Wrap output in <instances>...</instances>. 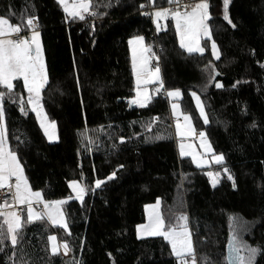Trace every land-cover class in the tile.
Segmentation results:
<instances>
[{
	"label": "trees",
	"instance_id": "trees-1",
	"mask_svg": "<svg viewBox=\"0 0 264 264\" xmlns=\"http://www.w3.org/2000/svg\"><path fill=\"white\" fill-rule=\"evenodd\" d=\"M93 4L102 15L73 21L57 0H0V17L14 25L28 15L38 17L48 74L42 104L57 124L58 139L49 142L27 105L25 115L17 104L4 102L9 143L18 148L32 189L57 200L71 195L68 182L81 180V174L92 188L96 179L116 172L101 189L89 191L83 204L71 199L64 206L71 235L46 220L26 224L24 264H177L162 237H137L144 205L157 198L166 223L188 215L197 264H228V220L234 213L257 221L250 241L260 249L254 264H264V0H230L235 28L223 19V0H209L219 60L212 58L209 42L203 55L181 49L171 19L152 41L165 89H180L182 106L194 118L190 93L200 95L209 118L207 136L223 153L236 188L223 173L213 188L207 167L198 169L189 157H180L164 95L145 108L128 104L133 95L128 40L142 35L149 44L155 27L143 14L147 7H140L149 0ZM166 4L155 0V8ZM209 62L219 73L212 83L205 74ZM14 84L26 99L22 81ZM153 117L159 120L149 131ZM210 169L222 172L221 166ZM22 216L26 219V208ZM49 235L67 240L71 251L52 256ZM10 257L9 243L0 251V264H13Z\"/></svg>",
	"mask_w": 264,
	"mask_h": 264
},
{
	"label": "snow or ice",
	"instance_id": "snow-or-ice-1",
	"mask_svg": "<svg viewBox=\"0 0 264 264\" xmlns=\"http://www.w3.org/2000/svg\"><path fill=\"white\" fill-rule=\"evenodd\" d=\"M57 3L66 14V19L73 21H86V17L102 15V13L95 10L97 6L93 4V0H57ZM167 3L170 7L155 8V0H149V6H152L154 10L151 13H143L151 16L152 22L156 26V32L166 31L167 24L163 22L171 19L174 22L181 49L190 55L194 53L203 55L208 42H210L211 54L216 60H219L221 53L216 41L213 39L209 23L212 19L209 12V0H196L192 4H181V0H167ZM229 4L230 0H223V19L235 28L236 25L229 16ZM107 6L110 7V4ZM140 7L143 9L145 5L141 4ZM38 29V17L35 15H28L26 20L22 18L21 23L15 25L9 19L0 17V89H3L0 90V189L7 188L13 195L11 203L5 201L0 204V251H4L10 243L12 249L10 259L13 260V264H24V252L20 245L25 238L23 230L26 224L46 220L71 235L64 206L71 199L80 201L83 204L89 191L94 192L96 189H101L107 181H111L116 177V172H112L105 179H96L94 187L89 188L87 184L83 183L84 177L81 174V180H71L68 183V187L72 190L74 196H69L66 199L45 200L42 191L32 189L21 163L18 148H12L9 143L4 102L7 99L9 102L17 104L20 112L25 115L27 109H30L31 112L35 113L39 127L43 130V134L48 141L58 139L56 121L49 120L42 104V91L48 84V74L41 43V33ZM92 30L95 31L94 24ZM22 32H30V35H21ZM14 35L15 38H13ZM202 41L204 42L203 45ZM128 45L131 51L132 75L135 80L133 89L135 95L128 100L129 106L135 105L145 108L151 104L153 97L161 92H165L168 98L182 97L180 89H165L158 63L160 58L153 51V45L145 43L144 36L132 37L128 40ZM154 60L157 63L155 66H151ZM208 67L211 68L209 83H212L219 73L211 62H209ZM14 81H22L23 90L27 93L26 99L16 92L18 85L14 84ZM153 83L156 87L150 92L148 85ZM235 86L234 84L233 87ZM215 87L221 88L223 85L216 82ZM190 95L195 101L196 108L204 124H209V118L200 96L195 91L191 92ZM170 106L172 116L176 121V137L180 139L178 144L180 157H191V163L198 169H204L213 163L221 166L222 172L211 170L204 172L209 178L211 186L215 188L220 184L223 173L227 180L232 182V187L236 188L235 178L230 170L223 166L225 160L223 153L217 154L214 151L204 131L198 133L201 151H197L192 143L186 142L189 137L196 135L191 116L181 111L179 103L173 102ZM181 116L183 123L180 120ZM158 120L159 117H153L147 123V129L151 131L153 124ZM155 138L160 139L161 137L157 135ZM119 140L120 143L125 142L124 137H120ZM92 143L93 141L89 140V145ZM120 167L122 168L123 165H120ZM41 204L43 210L37 211V206ZM160 205L159 198L154 204L145 205L147 222L136 226L137 237H162L170 246V254L176 259L177 264H197L188 215L180 213L166 223ZM14 206H24L26 208V219L22 216L24 208L17 210ZM229 219L232 225L238 223L235 217ZM243 230L244 226L233 227V230L229 233L227 245L229 252L228 264H254L255 258L260 252L259 248L251 247L242 239L240 232ZM47 241L52 256L58 255L61 249L64 255L71 251L69 242L67 240L58 242L56 235H49ZM18 254L19 260H17ZM76 264H79V262H76Z\"/></svg>",
	"mask_w": 264,
	"mask_h": 264
},
{
	"label": "rangeland",
	"instance_id": "rangeland-1",
	"mask_svg": "<svg viewBox=\"0 0 264 264\" xmlns=\"http://www.w3.org/2000/svg\"><path fill=\"white\" fill-rule=\"evenodd\" d=\"M193 2H196V0H193ZM149 6V5H148ZM151 7V6H150ZM154 10V8H153ZM163 23H166L163 22ZM174 23V22H172ZM154 27H155V31H156V26L154 24ZM24 35H30V32H27V33H24ZM134 36H138V35H134ZM132 36V37H134ZM139 36H142V35H139ZM131 37V38H132ZM130 38V39H131ZM146 43V42H145ZM147 44V43H146ZM128 48H129V58H130V65H131V51H130V47L128 45ZM151 66H155V65H151ZM131 72H132V67H131ZM160 72H161V68H160ZM210 72H211V69H208L207 72H205V74H208L210 75ZM162 76V74H161ZM209 79V77H208ZM135 87V80H134V77H133V89ZM156 87V85L153 83V84H150L148 85V88H149V91L151 92V90ZM167 89V88H166ZM176 89V88H175ZM167 90H174V89H167ZM197 93V92H196ZM164 96L167 98V101H168V104H169V115H170V120H171V123H172V127H173V132H174V137H175V141H176V147H177V151H178V154H179V148H178V144L180 142V139L176 137V133H175V118L172 116V113H171V103L173 102H176V103H179L181 105V111L183 113H187V114H190L191 116V121H192V125L195 129V133L196 135H194L193 137H189L187 139L186 142H189V143H192L194 145V147L196 148L197 151H201L200 148H199V138H198V133L200 131H204L206 133V125L204 124L203 122V119L200 117L199 115V111L198 109L196 108V105H195V101L194 99L192 98L193 100V106H194V111H195V115L196 117L194 118L192 113L191 112H188L187 110H185L182 106V103H181V98H168L166 96V93L164 92ZM198 94V93H197ZM135 93L133 91V95L132 97H134ZM199 95V94H198ZM200 96V95H199ZM131 97V98H132ZM192 97V96H191ZM201 98V97H200ZM202 101V99H201ZM203 102V101H202ZM204 105V104H203ZM138 107V106H137ZM180 120H181V123H183V118L182 116L180 117ZM207 134V133H206ZM47 138V137H46ZM209 139V138H208ZM48 140V139H47ZM55 141V140H54ZM210 141V140H209ZM50 142V141H49ZM53 142V141H51ZM213 147V146H212ZM215 151V150H214ZM216 152V151H215ZM217 154H219L220 152H216ZM189 159L191 160V157H189ZM215 165L214 163L213 164H210L209 166H207V171L211 170V171H214L210 168H212V166ZM71 181V180H70ZM69 181V182H70ZM79 181V180H78ZM68 182V183H69ZM70 189V188H69ZM70 192H71V195L70 196H74V193L72 192V190L70 189ZM69 197V196H68ZM68 197H62V198H59V199H66ZM46 200V199H45ZM42 205V204H41ZM43 206V205H42ZM230 217H235L238 221L237 224L235 225H232V222L230 221V219L228 220V226H229V233L233 230V227H236V228H239L241 226H244V230L240 232V236L242 237V239L247 242L248 245H250L251 247H254V248H257L251 241V237H252V233H253V230L255 228V225L257 224V221L256 220H248V219H245L243 218L242 216H240L239 214L237 213H234V214H231ZM58 240V239H57ZM58 242H62L60 240H58ZM60 253L62 254L63 253V250L61 249ZM244 253L242 252V255ZM64 255V253H63ZM256 259V258H255Z\"/></svg>",
	"mask_w": 264,
	"mask_h": 264
},
{
	"label": "built area",
	"instance_id": "built-area-1",
	"mask_svg": "<svg viewBox=\"0 0 264 264\" xmlns=\"http://www.w3.org/2000/svg\"><path fill=\"white\" fill-rule=\"evenodd\" d=\"M190 1L191 0H181V4H191ZM145 7H147L145 12L151 13L153 11L152 7H150L148 5H145ZM165 7H170V5L167 3ZM155 33H156V31L154 29L153 32L151 33V36L149 37V44H152ZM21 35H24V33L22 32ZM13 38H15V35L13 36ZM153 51L156 52L157 56L160 58V56L158 54V50L154 46H153ZM156 63H157V61H155V60L152 62L153 65H155ZM158 63H159V66L161 67V60L160 59H159ZM160 95H165V94H164V92H161ZM12 198H13L12 192H10L7 188L0 189V204H3L5 201H8L9 203H11ZM14 207L17 208V206H14ZM41 210H42V208H41V206H39L37 208V211H41Z\"/></svg>",
	"mask_w": 264,
	"mask_h": 264
},
{
	"label": "crops",
	"instance_id": "crops-1",
	"mask_svg": "<svg viewBox=\"0 0 264 264\" xmlns=\"http://www.w3.org/2000/svg\"><path fill=\"white\" fill-rule=\"evenodd\" d=\"M191 2V4L192 3H194L192 0L190 1ZM173 22V21H172ZM173 26H174V23H173ZM174 28H175V26H174ZM178 42H179V40H178ZM209 46H210V42H209ZM210 51H211V46H210ZM211 56H212V54H211ZM212 58L213 59H215L213 56H212ZM45 111V110H44ZM35 114V113H34ZM39 123V122H38ZM43 131V130H42ZM56 141V140H55ZM54 142V141H53ZM156 202V201H155ZM155 202H153V203H148V204H154ZM148 204H145V205H148ZM145 205H144V213H145ZM39 206H41V208H42V210H43V206L42 205H39ZM39 206H37V208L39 207ZM22 208H24V206H17V210H20V209H22ZM41 210V211H42ZM147 222V216H146V213H145V220H144V222L143 223H146ZM143 223H140V224H143ZM63 254V253H62Z\"/></svg>",
	"mask_w": 264,
	"mask_h": 264
},
{
	"label": "water",
	"instance_id": "water-1",
	"mask_svg": "<svg viewBox=\"0 0 264 264\" xmlns=\"http://www.w3.org/2000/svg\"><path fill=\"white\" fill-rule=\"evenodd\" d=\"M228 255H229V252H228V248H227V257H228Z\"/></svg>",
	"mask_w": 264,
	"mask_h": 264
},
{
	"label": "bare ground",
	"instance_id": "bare-ground-1",
	"mask_svg": "<svg viewBox=\"0 0 264 264\" xmlns=\"http://www.w3.org/2000/svg\"><path fill=\"white\" fill-rule=\"evenodd\" d=\"M95 133V132H94ZM95 147V146H94ZM84 148V147H83ZM86 151V150H85ZM98 151V150H97ZM84 155V154H83ZM188 185V184H187ZM189 189H191V187L189 188ZM190 191V190H189Z\"/></svg>",
	"mask_w": 264,
	"mask_h": 264
}]
</instances>
